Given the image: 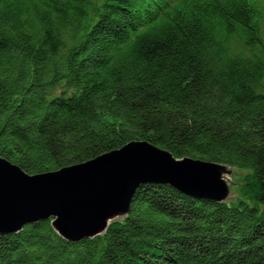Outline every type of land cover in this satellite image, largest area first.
I'll return each mask as SVG.
<instances>
[{
	"label": "trees",
	"instance_id": "1",
	"mask_svg": "<svg viewBox=\"0 0 264 264\" xmlns=\"http://www.w3.org/2000/svg\"><path fill=\"white\" fill-rule=\"evenodd\" d=\"M132 140L246 172L239 196L143 183L92 238L0 234V264H264V0H0V157L37 174Z\"/></svg>",
	"mask_w": 264,
	"mask_h": 264
},
{
	"label": "water",
	"instance_id": "2",
	"mask_svg": "<svg viewBox=\"0 0 264 264\" xmlns=\"http://www.w3.org/2000/svg\"><path fill=\"white\" fill-rule=\"evenodd\" d=\"M229 173L226 164L176 158L146 140L37 174L0 157V234L51 220L62 238L79 242L102 234L113 219L125 216L140 184H167L189 196L223 202L230 192Z\"/></svg>",
	"mask_w": 264,
	"mask_h": 264
},
{
	"label": "rangeland",
	"instance_id": "3",
	"mask_svg": "<svg viewBox=\"0 0 264 264\" xmlns=\"http://www.w3.org/2000/svg\"><path fill=\"white\" fill-rule=\"evenodd\" d=\"M230 168V173L226 175L227 177V182L229 184V196L226 198L225 201H234L240 194V187L243 184V180L246 176V172L234 168V167H229ZM121 217H117L115 219H120ZM114 220V219H113Z\"/></svg>",
	"mask_w": 264,
	"mask_h": 264
}]
</instances>
